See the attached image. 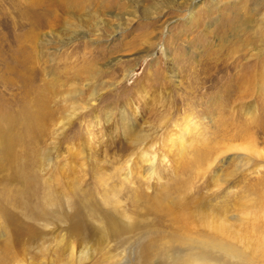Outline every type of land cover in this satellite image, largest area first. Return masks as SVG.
<instances>
[{
  "label": "rangeland",
  "instance_id": "obj_1",
  "mask_svg": "<svg viewBox=\"0 0 264 264\" xmlns=\"http://www.w3.org/2000/svg\"><path fill=\"white\" fill-rule=\"evenodd\" d=\"M263 12L0 0V264H264Z\"/></svg>",
  "mask_w": 264,
  "mask_h": 264
},
{
  "label": "bare ground",
  "instance_id": "obj_2",
  "mask_svg": "<svg viewBox=\"0 0 264 264\" xmlns=\"http://www.w3.org/2000/svg\"><path fill=\"white\" fill-rule=\"evenodd\" d=\"M263 14H264V12H263ZM264 17V16H263ZM262 17V19L264 20V18ZM262 20V21H263ZM263 24H264V22H263ZM256 50H258V49H256ZM210 56V55H209ZM207 57V58H209V59H211L210 61L211 62H213V64L215 63V64H217L218 63V59L216 58V57H214V56H212V57ZM205 60V59H204ZM197 66H199V64L197 65ZM198 69V68H197ZM256 69V68H255ZM78 71V70H77ZM257 71V70H256ZM249 75V74H248ZM255 77H256V75L255 74H250V76H248V78H246L245 79V81H247V82H245V81H243V83H248V85L250 84V83H253L254 82V79H255ZM263 82V81H262ZM255 83V82H254ZM264 84V83H263ZM247 85V84H246ZM258 86V85H257ZM241 90V89H240ZM243 90V89H242ZM263 92V91H262ZM243 93V92H242ZM243 98V97H242ZM188 123V127H186V129L184 130V132L185 133H189V131H192V132H194V133H197L198 132V128H197V126L196 125H194V123H192V121H188L187 122ZM187 124L185 123V126H186ZM184 133H182V135H183ZM200 134V133H199ZM199 134H197V136L199 135ZM180 140V139H179ZM183 142V141H182ZM181 143V142H180ZM178 144V143H177ZM232 148V147H231ZM230 149V148H229ZM242 149V148H241ZM244 149V148H243ZM247 149V148H246ZM245 149V150H246ZM247 151V150H246ZM153 162V161H152ZM219 226V225H218ZM222 227H224V226H222ZM221 228V227H220ZM224 229V228H223ZM221 230V229H220Z\"/></svg>",
  "mask_w": 264,
  "mask_h": 264
}]
</instances>
